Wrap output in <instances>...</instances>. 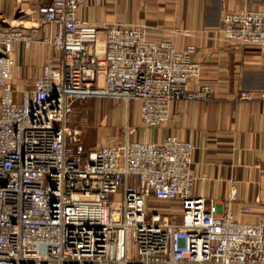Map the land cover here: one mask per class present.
<instances>
[{
    "label": "built area",
    "instance_id": "built-area-1",
    "mask_svg": "<svg viewBox=\"0 0 264 264\" xmlns=\"http://www.w3.org/2000/svg\"><path fill=\"white\" fill-rule=\"evenodd\" d=\"M33 1L32 28L56 31L38 40L55 53L32 86L16 84L14 56L32 33L0 27V264H264V219L194 194L193 141L85 144L79 110L99 96L139 99L147 128L170 120L176 101L212 100L213 85L192 87L196 46L154 38L149 24L85 20V0ZM220 31L229 44L264 46V8L226 12ZM237 195L233 179L229 201Z\"/></svg>",
    "mask_w": 264,
    "mask_h": 264
},
{
    "label": "crops",
    "instance_id": "crops-1",
    "mask_svg": "<svg viewBox=\"0 0 264 264\" xmlns=\"http://www.w3.org/2000/svg\"><path fill=\"white\" fill-rule=\"evenodd\" d=\"M19 1L0 0V27L12 25L32 33L34 41L29 46L18 42L14 49L15 82L30 87L46 59L55 53L38 40L55 32L56 25L33 29L40 22L42 1ZM18 5L27 14L26 25L16 19ZM252 8H264V0H85L78 12L85 20L149 24L154 38H173L179 48L194 44V58L201 62L202 72L192 87L211 84L215 88L212 100L174 102L170 120L149 128L141 121L139 99L99 96L96 102L103 98L127 101L126 109L131 102L142 127L133 137L108 141L105 135L95 143L97 127L86 137L91 138L87 148L132 139L160 142L170 134L191 140L197 176L194 194L215 198L222 211L229 206L241 220L264 219V98L260 94L264 90V46L229 44L220 31L226 12ZM101 37H105L104 32ZM242 90L251 95L242 97ZM233 179L237 180L238 195L231 202ZM243 206L251 210L245 211Z\"/></svg>",
    "mask_w": 264,
    "mask_h": 264
},
{
    "label": "rangeland",
    "instance_id": "rangeland-1",
    "mask_svg": "<svg viewBox=\"0 0 264 264\" xmlns=\"http://www.w3.org/2000/svg\"><path fill=\"white\" fill-rule=\"evenodd\" d=\"M19 3L22 4V2L20 1ZM16 19L20 24L23 23L24 25H26L28 23L24 21L25 19H27V14L21 10V6L19 7V5ZM27 85L28 84L25 85L26 87H20L27 88ZM96 99L97 98H94L88 104L83 106L79 110L78 114L79 122L81 123V126L84 127L86 147L88 146L87 140L91 139L90 137L86 139V137L90 134H93L97 130V127L99 129V133L94 136L93 140L95 141V143L105 135L106 140L108 141L114 139L124 140L127 137H133L139 131V128L142 127L138 115H134L136 108L130 101L126 109L127 101L125 102L122 99L103 98L105 100L101 99L98 102H96ZM121 189L119 193H121ZM115 197V194H113L112 199H114ZM169 208H172L176 213H178V215H176L177 219L181 218L179 214V205L171 204Z\"/></svg>",
    "mask_w": 264,
    "mask_h": 264
}]
</instances>
